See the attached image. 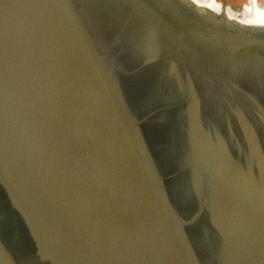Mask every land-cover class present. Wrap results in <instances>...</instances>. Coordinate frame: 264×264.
<instances>
[{
	"label": "water",
	"instance_id": "water-1",
	"mask_svg": "<svg viewBox=\"0 0 264 264\" xmlns=\"http://www.w3.org/2000/svg\"><path fill=\"white\" fill-rule=\"evenodd\" d=\"M0 264H264V26L0 0Z\"/></svg>",
	"mask_w": 264,
	"mask_h": 264
},
{
	"label": "bare ground",
	"instance_id": "bare-ground-1",
	"mask_svg": "<svg viewBox=\"0 0 264 264\" xmlns=\"http://www.w3.org/2000/svg\"><path fill=\"white\" fill-rule=\"evenodd\" d=\"M194 6L201 14L211 18H223L227 23L244 29L264 26V3L247 1L241 10H235L228 4L220 5L217 0H184Z\"/></svg>",
	"mask_w": 264,
	"mask_h": 264
},
{
	"label": "rangeland",
	"instance_id": "rangeland-1",
	"mask_svg": "<svg viewBox=\"0 0 264 264\" xmlns=\"http://www.w3.org/2000/svg\"><path fill=\"white\" fill-rule=\"evenodd\" d=\"M217 2L220 5L228 4L229 6H231L233 9L237 11L243 9L244 8L243 6L247 5L246 4L247 2L239 3L238 0H217ZM251 2H255V0H252Z\"/></svg>",
	"mask_w": 264,
	"mask_h": 264
},
{
	"label": "crops",
	"instance_id": "crops-1",
	"mask_svg": "<svg viewBox=\"0 0 264 264\" xmlns=\"http://www.w3.org/2000/svg\"><path fill=\"white\" fill-rule=\"evenodd\" d=\"M247 1L248 0H238L239 3H243V2H247ZM250 1H252V0H250ZM258 1H260V2L262 1V3H264V0H258Z\"/></svg>",
	"mask_w": 264,
	"mask_h": 264
}]
</instances>
